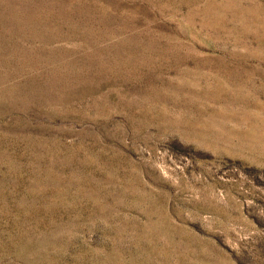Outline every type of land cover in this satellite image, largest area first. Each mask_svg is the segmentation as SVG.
Wrapping results in <instances>:
<instances>
[{
	"label": "rangeland",
	"instance_id": "obj_1",
	"mask_svg": "<svg viewBox=\"0 0 264 264\" xmlns=\"http://www.w3.org/2000/svg\"><path fill=\"white\" fill-rule=\"evenodd\" d=\"M0 264H264V0H0Z\"/></svg>",
	"mask_w": 264,
	"mask_h": 264
}]
</instances>
